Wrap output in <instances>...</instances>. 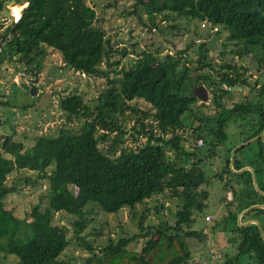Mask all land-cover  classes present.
Listing matches in <instances>:
<instances>
[{"label": "trees", "instance_id": "trees-1", "mask_svg": "<svg viewBox=\"0 0 264 264\" xmlns=\"http://www.w3.org/2000/svg\"><path fill=\"white\" fill-rule=\"evenodd\" d=\"M9 1L25 5L18 19L0 36V66L20 63L26 70L37 71V51L48 47L59 52L63 67L101 76L106 86L93 105H87L75 92L59 99L65 121L79 120L77 130L65 127L37 135L27 151H22L21 142L14 141L2 149L0 252L13 256L16 264H60L58 257L70 240L65 235L68 228L51 220L54 212L63 211L72 216L71 236L89 252L85 264H187V238H206L202 226L193 228L196 217L204 213L208 197L204 187L207 170L201 159L204 156L207 162L214 157L224 160L215 177L231 194L227 200L221 197L225 213L210 226L212 235L221 234L225 240L221 256L224 264H264V133L252 141L257 146L256 155H242L241 150L249 142L233 152L231 163L229 159L236 143L256 137L264 128V84L255 88L256 80L231 76L227 72L229 63L217 65L212 53L207 55L209 42L224 32L222 46L232 44L239 56L252 54L258 61L255 71L263 69L264 73V0H133L126 16H136L149 32L154 29L168 35L160 22L178 17L184 22L169 24L170 36L190 29V23L197 40L210 37L198 43L191 39L162 58L157 57L159 49H140L136 53L134 43L127 48L110 41L104 36L97 13L84 0H0V10ZM123 1L104 0L100 10L117 8ZM6 33H10L7 38ZM195 52L196 63H192L189 56ZM129 57L132 59L122 63ZM33 62L36 67L29 68ZM199 84L210 93V103L215 107L211 113L191 108L198 100L189 91ZM236 85H248L253 94L226 107L220 99L229 94L226 86ZM138 99L152 111L140 109ZM128 121L133 142L141 136L142 144L133 149L113 138L102 152L97 143L113 132L121 136V122ZM236 122L246 124V130H239L236 142L224 147L230 136L228 127ZM182 133L191 136L193 142L201 139L203 150L194 143L191 151L184 148ZM13 134L14 130L10 132ZM170 150L172 157L167 154ZM191 155L197 158L189 160ZM240 157L248 158L247 163ZM27 165L36 169V179L46 180L53 205L41 208L33 204L17 219L4 208L5 195L16 189L2 184L9 172ZM245 166L250 170H240ZM223 174L227 175L225 181ZM31 184L35 186L36 180ZM159 194L177 201L171 223L161 218V205L153 206L158 215L156 223L147 217L146 200ZM88 205L112 214L126 208L136 231L121 232L115 239L108 237L105 245L94 252V247L78 235L85 227ZM138 205L141 209L135 217ZM210 218L205 212L204 220ZM137 239L143 240L140 248L127 249Z\"/></svg>", "mask_w": 264, "mask_h": 264}, {"label": "rangeland", "instance_id": "rangeland-1", "mask_svg": "<svg viewBox=\"0 0 264 264\" xmlns=\"http://www.w3.org/2000/svg\"><path fill=\"white\" fill-rule=\"evenodd\" d=\"M133 0H126L119 4L117 8H109L100 10L104 0H84L86 4L93 7L94 11L97 13L100 19V24L104 29V36L110 41L117 45H126L127 48H131L130 44L134 43L136 53L140 49H159L157 57L162 58L166 53H174V50L181 49L185 43L193 39L194 43H198L196 40L197 36L193 35L192 25L189 23V28L186 31L180 30L177 35L170 36V29L168 25L171 23H183L184 20L178 17L174 20H165L160 22V27L163 33H168V35H161L157 30L152 29L151 32L144 28L141 23H139L136 16L129 15L126 16L127 11L130 10V4ZM24 3H19L15 1H9L5 3V6L0 10V36L4 33L5 27H10L17 15H20V10ZM14 11L16 12L15 15ZM13 13V16L11 14ZM141 18L146 21V17L141 13ZM7 25V26H6ZM149 33H148V32ZM10 36V33H6ZM225 33H219L215 40L209 42L210 47L207 50V55L209 57L212 53L213 61L220 65L221 63L227 62L231 65V68L227 71L231 76L242 77L247 76L250 81L256 80L257 85L255 88L261 84H264V73L263 69L260 71L256 70V65L258 61L255 57L250 55H237L233 52L234 46L232 44H227L222 46L223 37ZM196 38V39H195ZM210 37H200L199 42L208 40ZM212 39V38H211ZM196 41V42H195ZM223 53L222 55H219ZM134 57L135 54L129 55ZM196 52L189 56L190 62L196 63L195 57ZM123 58L122 63L126 64L129 59ZM40 63V69H38V74L36 70L31 72L30 78H37L35 83L36 92L34 95L27 93L22 90L17 85H13L12 73L7 69V65L0 66V153L1 149V135H10V132L14 134L10 135V142H21L23 149L22 151H27V149L33 144V139L37 135L52 134L57 129L69 127L71 130H77V125L79 120L74 119L72 121H65V117L62 111L59 109V99L68 93H77L80 95L81 99L87 105H93L96 102V97L106 86L104 78L101 76L93 75H82L73 71L70 68L63 67L61 56L59 52L48 47H42L37 51L35 60ZM34 60V61H35ZM35 62L30 64V67H36ZM206 71V68H204ZM206 73V72H205ZM209 73V72H208ZM117 76H119L117 74ZM216 81V77H212ZM203 85V84H202ZM204 86V85H203ZM207 91V99L205 102L198 101L191 107L195 112L200 110L204 113H211L215 110L214 105L210 103L208 89L204 86ZM230 88V89H229ZM229 94H226L220 99L222 104L229 107L233 102L242 99L245 96H251L253 93L252 88L248 85H236V86H226ZM252 93V94H251ZM137 106L142 110H148L149 105L142 100H137ZM231 123L228 127V132L230 133L229 140L224 141V147H228L233 144L234 137L238 134L241 129L246 130V124ZM124 132L117 137L116 134L110 133L109 137L102 142H98V148L104 152L106 146L111 143L113 138L121 139L123 146L130 148H137L144 141V138L138 136L137 140L133 142L132 133L130 127L131 122H121ZM11 127V129H9ZM264 133V132H263ZM262 133V134H263ZM233 134V135H232ZM259 135V136H262ZM184 140H182L183 147L191 151V145L202 148L203 143L201 139L193 142V138L185 133L181 134ZM238 136V135H237ZM258 136V137H259ZM233 139V140H232ZM237 139V138H236ZM254 140V139H253ZM246 143L244 148L241 150L242 155H256L257 146L256 144ZM241 143V142H240ZM236 143L234 146L238 145ZM203 150V148H202ZM3 154V153H2ZM172 157V151L167 153ZM7 156V154H3ZM196 155H205L197 153ZM241 155V154H236ZM222 157V156H221ZM197 156H189V160L196 159ZM202 162L205 164V169L207 170V181L204 185L208 192V197L206 200V207L202 212H208L211 216L210 220L206 222L204 220V213L196 217L195 223L193 225L194 229H198L202 226V231L206 234V238L203 240H196L194 238H187V245L190 250V260L187 264H224L222 260V248L225 246V240L221 234L210 233V226L214 220L220 218V215H224V208H221V197H225V200L231 198L230 191L222 188L220 181L217 179L216 174L221 171L223 167L224 160L220 157H214L211 162H207L204 156H201ZM241 161L247 163L248 158L244 160L240 157ZM248 167V166H245ZM223 181L227 179V175H222ZM25 179L27 182H24ZM36 180V185L33 186L31 182ZM230 184L234 185L231 179ZM4 187H15L16 191L13 193H8L4 198V208L11 211L17 219L24 216L31 205L39 204L42 208L44 205L48 204L51 206L53 202L51 201L52 194L50 188H48L45 179H36V169L27 165L25 168L12 170L9 172L2 184ZM226 189L227 188L226 186ZM226 192H225V191ZM166 195H154L153 197L146 200V213L147 217L152 219L155 223L158 220V215L153 211V206H162L160 216L162 219H166L169 223L173 221V212L176 209L177 201L174 198L168 199ZM141 207L138 205L135 207L133 214L136 215L140 212ZM86 214L83 218L85 227L78 234L79 237L82 236L86 243L94 247V252L105 245L108 237L116 238L121 232H135L136 228L134 225V220L129 219L128 211L126 208L122 209L116 214L103 213L100 211L96 205H88L85 208ZM203 217V219H202ZM72 220V216L63 212L56 211L53 214L51 223L64 225L68 228L65 231V235L70 238L67 246L59 255L58 260L60 264H85L84 259L89 255L88 250L84 245L80 243L79 240L71 236L69 230V223ZM205 221V222H204ZM98 232V234H96ZM141 239L132 241L127 245V249L138 250L142 245ZM0 264H16V260L13 256L4 254L0 252Z\"/></svg>", "mask_w": 264, "mask_h": 264}, {"label": "water", "instance_id": "water-1", "mask_svg": "<svg viewBox=\"0 0 264 264\" xmlns=\"http://www.w3.org/2000/svg\"><path fill=\"white\" fill-rule=\"evenodd\" d=\"M37 82V78H33L31 79L30 81L28 82H24V81H21V80H18L17 82V86L20 87L22 90L26 91L27 93L31 94V95H34L36 90H35V83ZM189 94L190 95H195L196 98L201 101V102H205L206 99H207V91L206 89L204 88V86L202 84H199L195 87H192L189 91ZM264 132V128L263 130L254 138H250L248 140H245L241 143H239L238 145L234 146L231 150H230V163H231V160H232V155H233V152L239 148L240 146L250 142L251 140L253 139H256L259 135H261L262 133ZM1 138H2V141H1V148H6L7 145L10 144V138L11 136L10 135H1ZM243 169H248L250 170L249 167H243L241 168L240 170H243ZM239 170V171H240ZM253 178V177H252ZM253 184H254V178H253ZM253 207V206H251ZM251 207H248V208H251ZM247 208V209H248ZM246 209V210H247ZM253 222V221H252ZM261 237L263 239V247H264V235L263 233H261Z\"/></svg>", "mask_w": 264, "mask_h": 264}, {"label": "built area", "instance_id": "built-area-1", "mask_svg": "<svg viewBox=\"0 0 264 264\" xmlns=\"http://www.w3.org/2000/svg\"><path fill=\"white\" fill-rule=\"evenodd\" d=\"M11 16H13V13L11 14ZM18 17H19V15L17 16L16 19H14L13 22H15L18 19ZM13 18H14V16H13ZM212 30L215 31V27H213ZM8 36L9 35H6L5 37L7 38ZM196 41H198V40H196ZM2 44H3V39H1V37H0V45H2ZM6 67L12 73V81L15 83V85H17L18 80L28 82L32 79V78H30L32 76L28 77L29 75H31V71L26 70L20 63H14L13 65H7ZM75 72L84 75L82 72H79V71H75ZM0 116H1V113H0ZM206 219H209V217H206Z\"/></svg>", "mask_w": 264, "mask_h": 264}, {"label": "crops", "instance_id": "crops-1", "mask_svg": "<svg viewBox=\"0 0 264 264\" xmlns=\"http://www.w3.org/2000/svg\"><path fill=\"white\" fill-rule=\"evenodd\" d=\"M35 90H36V88H35ZM35 93H37V92H35ZM12 133V132H11ZM250 168V167H249ZM239 216H240V214H239ZM239 216H238V218H237V220L239 219ZM244 224H246V223H244Z\"/></svg>", "mask_w": 264, "mask_h": 264}, {"label": "clouds", "instance_id": "clouds-1", "mask_svg": "<svg viewBox=\"0 0 264 264\" xmlns=\"http://www.w3.org/2000/svg\"><path fill=\"white\" fill-rule=\"evenodd\" d=\"M1 149H4V148H1Z\"/></svg>", "mask_w": 264, "mask_h": 264}]
</instances>
